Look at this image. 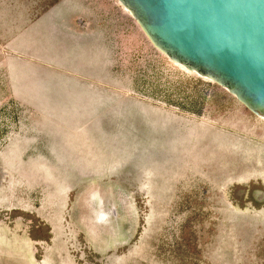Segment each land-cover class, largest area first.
Instances as JSON below:
<instances>
[{
  "label": "rangeland",
  "instance_id": "374dc122",
  "mask_svg": "<svg viewBox=\"0 0 264 264\" xmlns=\"http://www.w3.org/2000/svg\"><path fill=\"white\" fill-rule=\"evenodd\" d=\"M0 264H264V117L118 0H0Z\"/></svg>",
  "mask_w": 264,
  "mask_h": 264
},
{
  "label": "water",
  "instance_id": "95a60500",
  "mask_svg": "<svg viewBox=\"0 0 264 264\" xmlns=\"http://www.w3.org/2000/svg\"><path fill=\"white\" fill-rule=\"evenodd\" d=\"M171 60L264 117V0H119Z\"/></svg>",
  "mask_w": 264,
  "mask_h": 264
},
{
  "label": "bare ground",
  "instance_id": "6f19581e",
  "mask_svg": "<svg viewBox=\"0 0 264 264\" xmlns=\"http://www.w3.org/2000/svg\"><path fill=\"white\" fill-rule=\"evenodd\" d=\"M118 2L124 7V9L127 11V12H129L131 15H132V13L128 10V8L126 7V6H124L119 0H118ZM133 16V15H132ZM171 61H173V60H171ZM174 63H176L177 65H179L180 67H182V68H184L185 70H189L188 68H186L184 65H182V64H180V63H177V62H175V61H173ZM189 71H191V70H189ZM191 72H194V71H191Z\"/></svg>",
  "mask_w": 264,
  "mask_h": 264
},
{
  "label": "crops",
  "instance_id": "0c3cea01",
  "mask_svg": "<svg viewBox=\"0 0 264 264\" xmlns=\"http://www.w3.org/2000/svg\"><path fill=\"white\" fill-rule=\"evenodd\" d=\"M189 71V70H188ZM191 72V71H190Z\"/></svg>",
  "mask_w": 264,
  "mask_h": 264
}]
</instances>
